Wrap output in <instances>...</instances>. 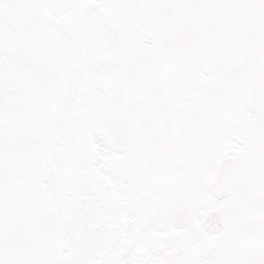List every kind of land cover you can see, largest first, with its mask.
Wrapping results in <instances>:
<instances>
[{
	"label": "snow or ice",
	"instance_id": "6c2138e0",
	"mask_svg": "<svg viewBox=\"0 0 264 264\" xmlns=\"http://www.w3.org/2000/svg\"><path fill=\"white\" fill-rule=\"evenodd\" d=\"M0 264H264V0H0Z\"/></svg>",
	"mask_w": 264,
	"mask_h": 264
}]
</instances>
